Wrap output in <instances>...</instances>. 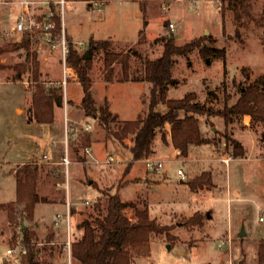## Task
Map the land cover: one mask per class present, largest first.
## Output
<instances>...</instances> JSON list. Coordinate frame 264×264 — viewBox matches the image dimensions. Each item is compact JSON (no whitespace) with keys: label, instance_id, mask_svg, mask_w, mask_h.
<instances>
[{"label":"rangeland","instance_id":"rangeland-1","mask_svg":"<svg viewBox=\"0 0 264 264\" xmlns=\"http://www.w3.org/2000/svg\"><path fill=\"white\" fill-rule=\"evenodd\" d=\"M140 1L144 0H65L61 13L67 44L71 43L79 54L89 55L88 76L96 104H102L106 97L109 110L117 114L119 121L136 120L144 114L149 84L117 82L121 77L119 65L114 66L113 79L109 82L117 84H106L104 52L97 49L90 54L91 39L108 40L109 49L115 53L136 51L138 57L130 58L129 76L140 77L142 61L161 56L163 45L159 39L172 36L175 45L182 46L210 36L213 40L203 43L224 48L225 59L211 58L205 64L198 49L186 57H177L172 76L179 84L169 88L168 98L177 99L194 92L200 103L214 111L236 101L239 85L264 74L261 30L242 17L245 25L239 29L237 38L232 13L226 12L223 16L218 0H145L144 11L140 9ZM250 5L253 17L258 18L264 12V0H250ZM19 12L17 4L0 5V47L21 41L22 36L11 35L9 40L4 37L14 27ZM169 23L174 25V31L169 30ZM140 30L145 35L141 42L138 41ZM33 51L39 62V81L46 88L61 86L59 53L38 50L31 38L28 52ZM25 55L26 49L21 48L0 56V64L5 67L0 69V264H19L20 258L6 251L22 245L20 223L34 235L32 246L39 251L37 264H80L71 258L67 243L81 237L78 225L82 220L104 215L108 195L146 207L150 218L167 227V233L150 238L149 256L134 257L133 264L256 263L258 243L264 238V129L261 124L250 122L249 117L234 118L226 124L219 116H196L203 138L210 143L190 146L191 158L205 160L197 165L205 170L202 172L211 174L212 183L196 192H191L185 184V180L201 173L196 163H183L166 150H157L154 156L162 163L159 172L147 171L145 160H139L132 163L127 174L125 162L106 165L104 158L110 155L115 159V151H124L131 136L118 141L95 121L82 116L77 107L82 97L77 75L67 82L65 97L62 89L63 104L54 109L53 124L28 123L35 83L29 70L18 75L15 68L24 65ZM86 133L90 134L91 144L97 142L93 151L99 154L91 152V155L96 156L98 164L93 157L82 159V163L78 161L84 151L80 138ZM159 137L157 132L152 144L155 150ZM105 151L110 152L104 155ZM219 154L229 158L228 166L217 159ZM63 157L72 164L67 171ZM27 163L37 164V193L49 202L36 205L31 221L19 216L17 221L10 222L3 207L15 200L14 172ZM178 169L186 174L185 179L177 175ZM75 177L80 178V184L74 191ZM134 179L145 182L134 183ZM89 181H92L90 185ZM68 185V206L75 207L76 211L70 212L74 216L67 229ZM125 214L132 218L131 209H126ZM241 231L244 235L239 237Z\"/></svg>","mask_w":264,"mask_h":264},{"label":"trees","instance_id":"trees-1","mask_svg":"<svg viewBox=\"0 0 264 264\" xmlns=\"http://www.w3.org/2000/svg\"><path fill=\"white\" fill-rule=\"evenodd\" d=\"M107 2L109 0H101ZM221 14L231 12L235 21V36L239 38V29L245 24L242 17L253 22L254 26L261 30L264 36V12L255 18L251 14L250 0H218ZM145 0L140 1V9L144 11ZM55 34L60 31V19L55 17ZM144 22V26H145ZM66 38V35H65ZM145 38L144 31H139L141 42ZM30 38L22 35L19 43L0 47V56L7 51L26 49L25 63L15 67L18 75L24 70H29L34 85L31 95V105L28 123L34 122L40 125H51L54 122V109L61 108L63 95L61 86L46 88L39 81V62L33 51L28 52ZM213 40L210 36H204L182 46L174 43V38L169 36L159 41L163 45L160 57L156 59H144L142 61V73L140 77H130V58L138 57L136 51L115 53L109 49L108 40H90L88 52L101 49L104 52V80L109 83L113 79L114 66L121 67V77L117 82H145L149 84L148 95L145 100L146 110L143 115L132 121H119L116 114L109 110L106 99L97 105L93 98L92 84L88 76L90 60L85 54H79L71 43H68L69 54L67 60L74 68L77 80L81 86L82 98L77 107L87 119H91L102 127L116 140L123 141L131 136L132 146L129 151L131 162L127 164L126 173L132 163L146 160L153 153L152 144L160 132V139L167 144V132L165 126L169 127L170 144L182 157H187L189 146H200L209 144L210 141L201 136L198 119L196 116H219L226 124L234 118L249 117L250 122L261 124L264 129V74L246 85H239L238 97L230 105H225L221 110L214 111L205 103H200L194 92L186 93L181 98H168L169 88H175L179 81L172 76L173 66L177 57H186L193 50L198 49L205 64H209L211 58L225 59V49L206 45L203 41ZM5 68L0 64V69ZM111 124L114 127H111ZM80 147L85 150L90 148V134L86 133L80 138ZM237 148V147H236ZM38 167L36 163L22 165L14 172L15 177V200L7 203L3 208L7 210L10 222L25 219L31 221L37 204L49 202L46 198L38 196L37 193ZM134 183L145 182L134 179ZM185 184L191 192H196L211 183V174L201 172L192 178L185 180ZM96 208H99L97 203ZM126 209L132 210V218L125 214ZM73 209H69L72 212ZM192 221L199 222L198 219ZM20 223V222H18ZM22 233V245L26 253L20 257L19 264H37L38 250L32 246L33 233L23 223L19 224ZM82 230L79 239L70 243V256L80 264H133L134 257H148L150 254L149 241L153 235L167 233V227L157 224L155 219L149 217L146 207L132 201H123L118 196L108 195L105 204V213L102 217L84 219L78 225ZM169 238V235H167ZM243 264V263H240ZM255 264H264V238L259 240L257 248V260Z\"/></svg>","mask_w":264,"mask_h":264},{"label":"built area","instance_id":"built-area-1","mask_svg":"<svg viewBox=\"0 0 264 264\" xmlns=\"http://www.w3.org/2000/svg\"><path fill=\"white\" fill-rule=\"evenodd\" d=\"M182 1V0H177ZM9 4H17L20 6V12L17 18V22L11 30L4 33L6 40H9L11 35H28V37L35 40L38 50H47L48 52H58L59 62L61 66V81L60 85L63 89L65 97V88L69 80L76 78V72L72 65L67 60L69 50L68 44L65 40V34L63 31V25L61 22V13L65 0H0L1 6H7ZM94 5H96L94 3ZM55 17L60 19V31L59 34H55L56 22ZM170 31H174V25L168 24ZM89 127V126H88ZM88 153L89 150L85 149ZM45 159V156L43 157ZM217 159L225 166L229 164V158L225 155H218ZM112 161L111 158H107L104 162L106 164ZM62 162L67 170L70 162L67 157H63ZM145 168L149 172H159L162 167V163L159 161H153L152 159H146L144 161ZM177 175L181 179H185V175L181 170H177ZM261 220V218H260ZM68 222V216H67ZM68 253L70 254V243L68 241ZM9 255L18 256L19 258L26 253V250L21 244H18L16 249H7Z\"/></svg>","mask_w":264,"mask_h":264},{"label":"crops","instance_id":"crops-1","mask_svg":"<svg viewBox=\"0 0 264 264\" xmlns=\"http://www.w3.org/2000/svg\"><path fill=\"white\" fill-rule=\"evenodd\" d=\"M48 52V51H47ZM56 52V51H55ZM48 53H50V52H48ZM124 83H126V82H124ZM106 84H109L110 86H113L114 84H117V83H106ZM82 98V97H81ZM104 99H106L107 100V98L106 97H104ZM107 102H108V104H109V108H110V103H109V101L107 100ZM112 112V111H111ZM113 113V112H112ZM113 114H116V113H113ZM117 115V114H116ZM83 117H84V115H82ZM85 119H87V118H85ZM88 120V119H87ZM55 121V120H54ZM121 121V120H120ZM199 128H200V126H199ZM164 130L167 132V136H166V139H167V144H163V142L161 141V139H160V137H159V145H158V143H157V148H156V150H155V148H152L153 149V153L151 154L152 155V157H151V159L153 160V161H157V160H155L154 159V156L157 154V150H166V152H170L172 155H174L176 158H181V160L183 161V163H187V164H191V163H196V168L197 169H199V172H202V171H205L204 169H202V168H200L198 165H197V163H202V162H204L205 160H200V162L198 161V160H193L192 158H191V155H192V152L193 151H191V149H190V146H189V150H188V155H187V157H182V156H180V154H179V152L177 151V150H175L173 147H172V145L170 144V137H169V134H168V131H169V127L166 125L165 126V128H164ZM200 132H201V136L203 137V132H202V130H201V128H200ZM156 137V136H155ZM155 139V138H154ZM94 144H97V142H92V144H91V147L90 148H87L88 150H89V152L88 153H86L85 152V150L83 151V153L81 154V155H79L78 156V161L80 162V163H82V159H88V157L89 158H92L93 157V159L94 160H96L97 161V164L99 163V160H97V158H96V156H98V152H96V151H93V145ZM127 147H126V149L124 150V151H115V154L117 155L116 156V158L115 159H113L112 158V156H107V157H105L104 158V161L107 159V158H111L112 159V161L110 162V163H108V164H106V163H104V164H106V165H109V164H111V163H117V164H119V163H123V162H125L126 164H128V163H130L131 162V159H132V157H131V154H130V151H129V149H130V147L132 146V142L130 141V142H128V144L126 145ZM192 146V145H191ZM201 146V145H200ZM91 152H94V154L96 155H94V154H92L91 155ZM96 152V153H95ZM107 152H110V151H105L104 152V155H105V153H107ZM165 152V151H164ZM195 152V151H194ZM121 153V155H119ZM85 154H87V155H85ZM90 155H91V157H90ZM123 157V160H120L119 158L120 157ZM121 157V158H122ZM70 162V161H69ZM136 162V161H135ZM160 162V161H159ZM77 164L76 162H73V165H75V164ZM134 163V162H133ZM59 164H61V163H59ZM70 165H72L71 163L69 164V166ZM68 166V167H69ZM76 166V165H75ZM131 169H132V167L129 169V171L127 172V174L128 173H130V171H131ZM179 170V169H178ZM67 171V170H66ZM107 174V173H106ZM184 174V173H183ZM185 176H186V174H184ZM136 178V177H135ZM75 179V185H74V191L77 189V185L78 184H80V181H79V177H75L74 178ZM130 179H133V178H130ZM93 181V180H92ZM92 181H89V185L91 184V182ZM70 185V184H69ZM66 186V187H68L67 189H68V193H67V199H66V204H65V206H66V212H67V216H68V222H67V225H66V228L68 229L69 227H70V218L72 217V216H74V214H72L71 216H70V212H69V208H70V206H68V202L70 201V198H69V189H70V186ZM71 209H73V210H75L76 211V208L75 207H71ZM60 219H61V216H60ZM73 226L75 227L76 226V223L74 222V224H73ZM51 235H52V237H55V234L54 233H51ZM52 244V243H51Z\"/></svg>","mask_w":264,"mask_h":264},{"label":"water","instance_id":"water-1","mask_svg":"<svg viewBox=\"0 0 264 264\" xmlns=\"http://www.w3.org/2000/svg\"><path fill=\"white\" fill-rule=\"evenodd\" d=\"M84 56H85V58H88V57H89V55H88L87 53H86ZM243 235H244V234H243V231H241V232L239 233L238 236H239V237H242Z\"/></svg>","mask_w":264,"mask_h":264}]
</instances>
